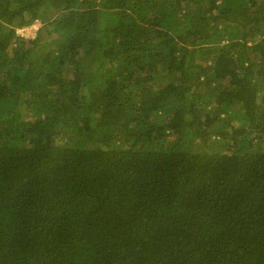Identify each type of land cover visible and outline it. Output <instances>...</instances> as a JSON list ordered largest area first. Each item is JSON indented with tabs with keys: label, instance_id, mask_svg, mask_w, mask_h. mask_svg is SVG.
<instances>
[{
	"label": "trees",
	"instance_id": "1",
	"mask_svg": "<svg viewBox=\"0 0 264 264\" xmlns=\"http://www.w3.org/2000/svg\"><path fill=\"white\" fill-rule=\"evenodd\" d=\"M0 264H264V0H0Z\"/></svg>",
	"mask_w": 264,
	"mask_h": 264
},
{
	"label": "rangeland",
	"instance_id": "2",
	"mask_svg": "<svg viewBox=\"0 0 264 264\" xmlns=\"http://www.w3.org/2000/svg\"><path fill=\"white\" fill-rule=\"evenodd\" d=\"M36 30H37V27H35V28H31V29L28 30L29 33H26V34L29 35V36L35 37V35H36ZM24 34H25V33H24Z\"/></svg>",
	"mask_w": 264,
	"mask_h": 264
},
{
	"label": "built area",
	"instance_id": "3",
	"mask_svg": "<svg viewBox=\"0 0 264 264\" xmlns=\"http://www.w3.org/2000/svg\"><path fill=\"white\" fill-rule=\"evenodd\" d=\"M28 30H29V29H27L25 32L20 31V33H22V34H24V33H29Z\"/></svg>",
	"mask_w": 264,
	"mask_h": 264
}]
</instances>
